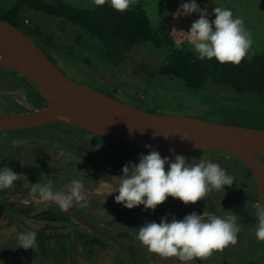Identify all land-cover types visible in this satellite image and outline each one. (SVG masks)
<instances>
[{
    "label": "flooded vegetation",
    "instance_id": "af4514ba",
    "mask_svg": "<svg viewBox=\"0 0 264 264\" xmlns=\"http://www.w3.org/2000/svg\"><path fill=\"white\" fill-rule=\"evenodd\" d=\"M46 54L54 61L49 53ZM71 58L67 66L82 69ZM88 75L95 77L90 72ZM99 79L105 88L103 91L118 98V89ZM128 99L137 106L143 105L134 98ZM46 105V99L33 80L0 66V113ZM63 124L32 127L29 129L43 128L11 133L10 138L0 142V168L7 166L20 177L12 188L0 190V264H105L108 258L119 264H183L175 257L163 259L149 253L135 234L146 222L159 223L162 217H167L168 221L173 217L182 219L192 212L205 219L212 215L226 218L234 214L241 230L234 246L214 252L204 261L193 260L187 264H264V242L254 236L257 207L263 202L252 173L234 153L174 151L127 142L130 151L120 152L110 149V143L120 140L77 125ZM76 129L87 131V137L79 136ZM151 150L170 160L177 152L189 163L210 160L233 176L234 183L225 186L224 191L209 192L195 204L185 205L179 199L168 197L155 210H145L143 205L125 208L114 200L118 193H109L118 187L122 167L129 162L138 163L140 155ZM258 154L264 161V153ZM49 180L53 191L61 192H66L73 180H79L88 196L87 207L74 202L72 208L63 211L52 202L37 203V197L30 191L32 184L43 185ZM28 231L36 232V242L33 248L25 250L17 246L16 234Z\"/></svg>",
    "mask_w": 264,
    "mask_h": 264
},
{
    "label": "clouds",
    "instance_id": "9594fccd",
    "mask_svg": "<svg viewBox=\"0 0 264 264\" xmlns=\"http://www.w3.org/2000/svg\"><path fill=\"white\" fill-rule=\"evenodd\" d=\"M138 0H91L94 6L106 3L115 11L123 13ZM198 13L199 18L191 23L186 33L187 44L198 58H215L220 64L239 65L248 55L253 39L244 27L241 17H234L228 8L214 7L215 18L202 9L196 0H188L180 5L175 16ZM182 140L187 137H180ZM151 148V145H145ZM174 159L161 157L156 150L141 154L138 163H127L119 176L114 200L125 208L143 205L145 210H155L168 197L179 199L183 204H195L204 199L209 192L224 191L225 186H232L234 177L229 175L219 164L210 160L187 162L185 156L173 154ZM167 165V168L165 167ZM19 174L5 166L0 168V190L12 188L19 180ZM31 193L37 197V203L52 202L61 210L67 211L74 202L87 207L88 196L79 180H73L66 192L53 191L51 180L41 185L32 184ZM258 220L254 229L256 240L264 242V204L257 207ZM240 226L237 216L226 218L212 215L207 219L196 212L186 214L182 219L173 217L168 221L162 217L159 223L146 222L138 227L135 238L147 249L163 259L175 257L183 264L193 260L204 261L214 252L223 251L230 245L238 243ZM17 246L25 250L33 248L36 232H19L16 234Z\"/></svg>",
    "mask_w": 264,
    "mask_h": 264
},
{
    "label": "water",
    "instance_id": "95a60500",
    "mask_svg": "<svg viewBox=\"0 0 264 264\" xmlns=\"http://www.w3.org/2000/svg\"><path fill=\"white\" fill-rule=\"evenodd\" d=\"M0 66L33 80L47 102L42 108L0 113V131L62 122L141 147L232 152L252 173L264 204V161L258 154L264 153L263 128L131 105L69 77L27 32L2 17Z\"/></svg>",
    "mask_w": 264,
    "mask_h": 264
},
{
    "label": "rangeland",
    "instance_id": "374dc122",
    "mask_svg": "<svg viewBox=\"0 0 264 264\" xmlns=\"http://www.w3.org/2000/svg\"><path fill=\"white\" fill-rule=\"evenodd\" d=\"M14 1L0 0V8ZM65 1L82 7H95L91 0ZM184 2L188 0H138L137 3L146 9L154 26H158L162 18H167L171 26L172 38L177 44H181L182 40L187 41L185 32L190 29L191 23L199 18V14L195 12L190 15H174ZM196 2L210 14L209 20L215 18L212 9L217 6L230 9L234 17L243 18L244 27L251 33L253 39L248 54L264 51V0H196ZM21 12L27 26L25 28L27 33L72 79L90 84L103 91L105 88L99 82L101 78L118 89L119 95H116L118 99L135 105L128 99L129 97L134 98L139 103H145L143 104L145 107L142 106V108L146 110L213 120L212 116L207 114L208 106L200 100V95L196 91L185 90L180 80L162 76L149 78L148 72L151 67L159 64L163 58L161 48L150 43H142L129 53L126 63L116 67L104 58L102 43L80 26L64 18L47 16L27 7H24ZM35 28H39L43 34L35 32ZM180 33H183L184 37ZM70 58L79 63L82 69H71L67 66ZM88 72L94 74L95 77H89ZM205 88L213 90L220 96H233V92L226 86L208 83ZM182 91L185 92L180 95ZM260 101L264 104V99ZM42 128L15 130V132L4 131L0 133V142L10 138L11 133L40 131ZM75 131L79 136L87 137V131L83 129ZM115 142L110 143V149L112 147L113 150L127 151V153L130 151L129 144L122 141ZM114 262L119 264L115 259L109 260V258L105 264H114Z\"/></svg>",
    "mask_w": 264,
    "mask_h": 264
},
{
    "label": "trees",
    "instance_id": "16d2710c",
    "mask_svg": "<svg viewBox=\"0 0 264 264\" xmlns=\"http://www.w3.org/2000/svg\"><path fill=\"white\" fill-rule=\"evenodd\" d=\"M24 7L80 26L102 43L104 58L116 67L126 63L129 53L142 43L161 48L163 58L151 67L149 78L162 76L180 80L185 90L200 95L213 120L264 129V104L260 101L264 99V51L248 54L238 66L220 64L215 58L201 60L187 42L175 43L167 18H162L159 25L154 26L146 9L139 3L120 13L107 3L88 8L65 0H15L0 8V17L27 32L21 12ZM35 29L43 34L39 28ZM208 83L229 87L233 96H220L206 89ZM55 124L64 125L60 122L47 125L55 127ZM26 129L29 128L18 130Z\"/></svg>",
    "mask_w": 264,
    "mask_h": 264
},
{
    "label": "built area",
    "instance_id": "2783aa9c",
    "mask_svg": "<svg viewBox=\"0 0 264 264\" xmlns=\"http://www.w3.org/2000/svg\"><path fill=\"white\" fill-rule=\"evenodd\" d=\"M180 35H183V33H180ZM183 37H184V35H183ZM182 42H187V41H185V39L184 40H182ZM182 42H181V44H182ZM176 43V42H175ZM177 44V43H176ZM181 44H177V45H181Z\"/></svg>",
    "mask_w": 264,
    "mask_h": 264
}]
</instances>
